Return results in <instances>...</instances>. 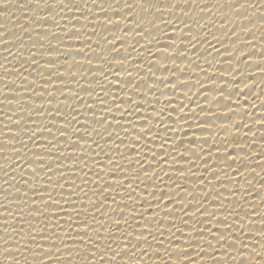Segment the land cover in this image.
I'll return each instance as SVG.
<instances>
[{
  "label": "snow or ice",
  "instance_id": "snow-or-ice-1",
  "mask_svg": "<svg viewBox=\"0 0 264 264\" xmlns=\"http://www.w3.org/2000/svg\"><path fill=\"white\" fill-rule=\"evenodd\" d=\"M121 0H113L112 4L120 5ZM95 4V0H93ZM189 5V4H188ZM35 6L40 7V0H35ZM44 7L55 9L60 7V12L53 15L48 12L44 15L35 17V20H45L52 21V24L56 28H59L61 32L68 36L66 31V26H61L60 20H67L70 22L75 20L76 24L80 23L79 17L73 13L70 17L67 15L61 16L60 13L65 11L67 13L72 12L73 7L76 11L81 13L85 12L93 15L95 19L97 17L92 13V8L88 6V0H84V7L82 8L80 4L75 3V0H55L53 3H48L45 0ZM101 12H103L106 18L104 20L105 25H111L113 28H119V20H113L107 15V11L101 5H96ZM112 5L110 4L109 7ZM181 9L179 3H172L170 5H165L164 9H161L154 3H147L145 0H132L131 3L128 0H124L123 8L127 9L124 19L128 18V13L132 12L134 8H139L144 12L173 13V9ZM8 0H2L0 2V8H7ZM238 7H243L242 5L233 8L235 12H239ZM201 12L204 8L200 9ZM113 13H121L120 11H115ZM51 14V17L49 16ZM182 16L188 15V10L185 8L181 9ZM60 16V19H57ZM89 15H83L85 19H88ZM119 17L120 15H113ZM173 18V17H172ZM172 18L168 21H164L163 18L157 19L167 26L171 23ZM32 23H35L32 20ZM91 23V21H89ZM150 24L157 30L158 26L154 21H149ZM199 23V22H198ZM49 24V25H52ZM42 25V24H39ZM119 26V27H115ZM75 29V25H72ZM87 27V26H83ZM184 27L189 29L188 33L192 32V27L184 20ZM205 25L201 26L200 29L204 28ZM219 28H224L221 24ZM24 29V26H21ZM133 31L132 28H125ZM125 35L129 31H125ZM208 29V28H207ZM179 30V29H178ZM50 34L48 30L37 31L36 36L43 39H47L46 34ZM87 33L85 40L81 43V46L76 50L75 55L80 56L86 60L88 67L87 73L80 72L79 75L88 81V87H80L79 80L77 79V72L73 71L71 68L61 71L64 65L58 63L56 59H46L43 64L37 59V53L32 51L28 54L27 59L21 56L27 63H20L18 60L16 63L18 67L8 68L6 64L9 63L8 57L5 56L6 63L0 64V68L6 73L0 79H3L4 88L7 92L3 94L6 97H13L12 99L5 98L0 100V105L12 106L16 109L13 104L14 101L20 103L22 106L15 111H11V108L7 112L4 108H0V113L3 114V118L0 119V125H3L4 131L0 132V143L4 145L11 146L9 149L0 148V155L4 156L7 167H0L3 170V176L8 177L3 181L2 187L4 193H9L13 197H18L14 199H9L7 194H0L2 196L4 203L0 204V208L4 209L0 211V217H10L11 219H4L0 223L8 225L0 229L5 234L11 233L5 239L0 236V241L4 245L14 244V247H3L2 253L4 257L3 264H74V261H80L81 256H83V261L81 264H93L97 262L98 264H148L143 257L145 255H165V260H158L160 264H200L207 258L211 261V264H228L231 261L232 264H252L253 256L262 257L257 259L258 264H264V256H261L256 252V248L253 245H258L264 251V213L259 214V221L261 222L259 228L257 229L258 235L250 234L246 232L245 228H251L256 225V221L251 219L252 214L245 212L244 216H240L238 212L228 211L223 209L227 214L223 215V218L218 216L216 211H209V207L205 204L208 201L209 204L215 206L216 201L222 200L224 198V192L228 189L224 187L225 181L220 180V187L224 189V192L219 191L215 188L214 181H217L220 177V171H216V164H210L212 159V153H205L203 145L208 144V139L198 140L196 138V133H192V138L187 139V146L185 145V140L181 139L178 144H176L175 137L179 136L180 132L184 133V137L187 138L189 133L183 128L176 131V127L181 122H187L189 116L184 113L183 110L185 105L183 103L176 107V101L173 99H168L165 107H162L157 113V109L153 106L152 101L148 99V95L153 93L163 87H168L169 91L175 92L176 89H187L183 93L184 99H187L190 104L196 103L192 100V88L198 89V95H204L207 92H218L220 95L213 98L209 106L205 108L204 106L197 104L199 111L201 113H212V105H216L219 109H233L239 106V98L244 96L242 90L234 89L227 96L224 93L227 89L223 86L217 87L215 85V76H207V81H212L210 87L206 86L205 80L198 79L195 83L189 84L186 81L178 80L175 78L176 73L182 70L178 67H168L167 62L172 61L175 65V61L179 53L185 51L183 41L179 46V51L177 55L169 56L163 49H172L173 45L165 44L161 46V50L155 55L157 59L155 61L149 60L145 57L147 62V71L143 72V64L137 61L135 66V76L131 70L124 68L125 63L128 62L129 57L132 52H136L137 56L140 52L137 51L134 42L129 48L121 49L112 43L117 37L113 34L111 39L108 36L102 38V40L96 41V48H101L100 53L95 52V48L92 46L91 37L96 35V31ZM210 33V32H209ZM135 36L147 38L151 35L149 31H146L140 26L139 22L135 25ZM234 34V33H233ZM52 38L57 40L56 45H52L50 42L47 47L49 54L60 53L65 56V62H67V53L62 51L61 45L64 42V37L56 33H51ZM80 33L77 30L71 32V36H79ZM224 35H227L225 33ZM56 37H60L57 39ZM187 38V37H185ZM213 39L222 41L216 36ZM19 39V38H17ZM29 40H37L28 36ZM193 39H196L195 37ZM136 41V40H135ZM201 41H207L206 38H200ZM16 41H3V43H15ZM159 43V41H156ZM121 45L125 44L124 39L119 40ZM152 41H148V45H151ZM140 44V43H139ZM235 44V43H233ZM43 47V43L40 44ZM224 44L221 45L223 47ZM36 44L32 45L35 49ZM70 47V46H69ZM19 49L25 48V43L21 42L18 45ZM147 50L150 52V48L146 46ZM228 49L227 47H224ZM217 53L218 49L213 48ZM5 52H9L8 49H4ZM226 50L224 52H228ZM126 53V54H122ZM239 52L243 53V50ZM105 53H114L115 55L109 59V55ZM11 54V53H9ZM151 54V52H150ZM221 55V53H219ZM95 57H98L95 58ZM188 59L187 56L183 57ZM235 58V57H234ZM102 61L103 63L99 66L92 67L93 60ZM228 59H233V56H229ZM247 57L242 63L246 62ZM113 61H118L119 67H114ZM191 64L192 61L189 60ZM107 65L105 69L104 65ZM257 67L264 79V66L257 63ZM84 66L80 64L79 61H73L72 67L77 69ZM212 64L209 62V67ZM132 66L130 65L129 68ZM170 69H175L170 70ZM229 72L234 70L229 66ZM32 70L37 72V75L43 81L39 85V93L37 92L38 85L35 82H29L28 77L32 75ZM44 70H46L47 75H44ZM203 71V69H201ZM124 71L126 73L127 79L122 80L119 72ZM8 73H14L19 84L16 80L9 81ZM27 73V74H26ZM99 73L103 76V82H101ZM156 73L171 74L163 75L160 78L156 77ZM70 78V82H74L80 88V91L87 93L90 99L86 102L83 97L79 95L75 89L68 86L69 81L65 79V75ZM147 75V81H145L144 76ZM109 76L112 80H109ZM254 77V76H252ZM219 78L224 79L223 75ZM113 81L117 83L113 84ZM62 84L63 87L58 86ZM151 82V83H149ZM237 83H239L237 81ZM11 84L15 87L8 88L7 85ZM92 85H98L100 91L97 92L96 88ZM51 88V90H49ZM116 88L118 91H123L128 93L127 99H122L121 97L111 93V89ZM131 88L132 92L129 93L128 89ZM16 89H19L17 91ZM59 89V91H58ZM65 89L68 90L70 95L65 94ZM144 89V91H141ZM60 93L63 100L56 96V93ZM261 94H264V88L261 89ZM133 95L139 97V100H134ZM167 93L160 91V96H166ZM47 96V100H45ZM95 97L91 99V97ZM232 96L237 98L236 101L231 99ZM35 98V100L33 99ZM43 98V99H41ZM204 99L208 101V96L204 95ZM36 100L41 101V103H36ZM32 101V103H28ZM55 101L57 107L55 108V115H52V109H45L43 103L52 104ZM69 101L78 102L79 105L83 106L85 113H80L76 103L70 104ZM119 101V102H117ZM156 104H160L161 101L159 97L155 100ZM247 104V100L244 101ZM95 105H99V113H97ZM146 105L151 109V112L147 114H142L141 109H146ZM264 107V105H261ZM62 108L68 109V115H62ZM170 109V111L168 110ZM207 109V110H205ZM114 110V111H113ZM11 111V115L8 113ZM87 112L93 113L92 124L100 125L102 130H97L92 128L89 130L88 124H82L81 120L77 117H83ZM27 113V120H24V114ZM104 113L111 114V121L108 119L107 115ZM117 113L119 116H117ZM152 113H157L153 116ZM172 113H178L176 119H173ZM183 113V114H181ZM51 116V119L47 124L44 123L43 119H33V115L37 117ZM215 116V120L209 119L208 115H205L203 119H199L198 114L193 110L192 115L196 116L198 123L195 128L200 129L203 133L209 126L212 128H219L227 132L229 125L221 124L216 125L215 121H228L232 122V117L236 114L235 111L224 112L223 115L212 113ZM246 114V113H245ZM16 118L13 119L12 117ZM59 117V123H57V118ZM126 117H128L126 119ZM165 119L169 123H165ZM155 120L156 123L153 125L152 121ZM22 121H24L22 123ZM114 122V123H113ZM259 122L260 127L264 128V117H256L253 123ZM14 125L15 127H9V125ZM31 125V127L29 126ZM43 125V126H42ZM56 128V133H53L52 128ZM188 128H193L192 124L187 125ZM237 130L247 127L244 124H235ZM80 129H84V134H81ZM129 129H131L134 135L131 136L130 144L127 145L131 155L135 156L137 154V148L141 141H145V147L148 152H151V161L156 162V166L159 169L157 171L153 168L152 163H148L145 166V159L147 158V152L142 156L137 158L134 163L138 164L139 167L133 169L132 164L128 165L130 171L127 176H119V173L123 172L124 166L117 160L114 161L112 156H109V152H113L118 155L121 159L129 160L130 156L120 151V145L125 144V140L120 137V131L128 136ZM160 129H162L163 134ZM71 130V131H69ZM251 131V128H249ZM47 132L48 140L46 144L38 143V140L44 133ZM66 133H68L67 141L70 143L73 152L65 154L64 149L58 147L59 145L65 143ZM92 133L95 136H99L100 140H104L105 144L112 142L114 147L105 148L99 144L92 137ZM154 138H152V134ZM105 134H107L105 136ZM211 136V132L209 133ZM27 136V140L31 141V145L24 139ZM12 137V138H8ZM83 137V138H82ZM91 139L92 143L96 145V148L100 149V152H95L91 146L88 144V140ZM238 139V138H235ZM264 140V136L261 137ZM159 140L160 151L155 150L156 141ZM55 141V143L53 142ZM79 141H84L83 147L80 148L82 152H90L92 154L91 163H99L95 157L100 154H104L108 157V163L111 164L109 168V176L115 183H110L103 179L104 172L103 168L108 165H103L99 172H94L92 168L88 167V157L87 155H75L73 154L75 150L80 147ZM118 141V143H117ZM173 143V148L168 149V144ZM20 146L17 147L16 145ZM152 145V147H149ZM195 146V147H193ZM213 148L221 147L227 148V142L223 139L217 144L215 141L212 145ZM44 148L45 151H40L39 149ZM56 149V152H53ZM183 149V151H180ZM240 152H244V148H239ZM31 152V157L28 153ZM191 152V155L196 158L197 161L203 158L202 154L207 155V159H203L204 172L210 173V179L201 188V192L204 193L203 197L193 194L192 189L187 187V183H181L178 177L168 176V179L172 181L175 186L172 188V193L169 199L165 202L164 197L169 196L168 192L160 191L159 184L156 181L164 182L163 177L167 175V171L161 167V165L168 164L169 159L173 162L187 161L191 167L187 169V172L191 175H195L192 172V168H196L199 171V167L195 162L191 160L190 157L186 156L185 153ZM237 152V148L233 147L231 151H227L226 154H218L216 159L218 161L224 162L229 169H231L233 164L237 163L238 156L234 155ZM55 154V155H53ZM250 156L251 154H246ZM15 157V159H13ZM59 161L56 164L51 162L52 158ZM19 161V163L17 162ZM63 161H70L69 165L63 164ZM230 161V162H229ZM12 165H15L14 167ZM248 167L247 164L243 165ZM256 167L264 172V164H257ZM87 169V171H85ZM135 175H132V172ZM186 171L183 167L176 168V172L184 173ZM74 173L72 176L66 175V173ZM84 172L83 184H88L89 182L95 185V189L92 191V196L103 197L101 200H95L90 198L89 192L84 189L80 184L76 183L75 173ZM12 173L17 174L20 179H17V175H11ZM95 175V180H90L89 176ZM227 176V173H225ZM235 175H240V170H237ZM53 176H57V182L53 185ZM250 176L254 178H259L261 185L264 186V176L258 177L255 168L250 171ZM131 177V178H129ZM143 177V178H142ZM188 177H185V181ZM200 181H205L206 177L201 174L197 177ZM15 181L14 185H9V181ZM135 181V183H134ZM248 179H245V183H249ZM195 183V181H193ZM228 184H231V179L227 180ZM101 184L103 186H101ZM143 184L145 189L149 186H153L156 190L151 193H147L152 197V200H148L146 197L141 199V196L137 193L139 185ZM20 185V186H16ZM7 186V187H6ZM209 186H212V191H209ZM53 188H59L61 191L59 193L54 192ZM116 189H122L123 192L120 193V201H131V204L127 202H118L116 196L112 192ZM157 191H160V195L157 196ZM215 192V197L209 200L212 196V192ZM238 191V190H237ZM246 192H251L249 189H245ZM31 193V195H30ZM83 193L84 199L87 203H82L79 207L77 206L76 199H79V194ZM257 195H260L257 192ZM60 196L61 199H58ZM178 197V199H176ZM111 200L112 204L116 207L111 209V212L115 214V219L109 213L108 201ZM39 201V202H38ZM139 204V211L137 205ZM41 205L43 207H41ZM171 206V207H170ZM16 209V211L9 209ZM27 208V214H25L24 209ZM153 208L156 209L155 213ZM71 209V211H69ZM125 209H128L131 215L125 213ZM163 212V216L160 213ZM75 213V215H73ZM191 213V215L189 214ZM62 214V216H61ZM179 214V215H178ZM197 214H199L197 216ZM107 216V219L105 217ZM231 218V219H230ZM246 218L247 221H246ZM179 220V224H177ZM194 220V222L189 225L188 221ZM35 221V223H33ZM109 221L114 228L109 226ZM121 221L123 222V227L121 226ZM12 225H16L13 227ZM27 225V227H25ZM199 225V226H197ZM221 225L223 227H221ZM14 237H19V241L14 240ZM258 238V239H257ZM135 241V242H133ZM113 244H117L118 248H114ZM146 246V247H144ZM23 250V251H22ZM163 250V251H161ZM17 253L23 255L24 252L30 253L33 259H16L11 253ZM60 255H56V254ZM121 253H129L128 256L118 259ZM213 253H216L215 255ZM247 253V255H246ZM7 254V255H6ZM140 254V258L132 259V257ZM207 254V255H203ZM74 257V258H73ZM226 258V259H225ZM149 261L153 259H148Z\"/></svg>",
  "mask_w": 264,
  "mask_h": 264
},
{
  "label": "bare ground",
  "instance_id": "bare-ground-1",
  "mask_svg": "<svg viewBox=\"0 0 264 264\" xmlns=\"http://www.w3.org/2000/svg\"><path fill=\"white\" fill-rule=\"evenodd\" d=\"M2 2V0H0ZM55 0H48V3H53ZM113 0H95V4H93V0H88V6L92 8V13L97 17H93V15L85 13V12H77L75 7H73L72 12L67 13L65 11L61 12L60 15L64 16H71L73 13L77 17H79L80 23L76 24L75 20L68 21L67 18L64 20H60L61 26H66V31L68 33V36H65L64 32H61L59 28H56L54 24H52V21H45V20H35V17L44 15L48 12H51L53 15H56V13L60 12V7H57L55 9L44 7L45 0H40V7L35 6V0H8V7L7 8H0V64L6 63L5 56L8 57L9 63L6 64V67L8 68H15L18 67V64L16 61L18 60L20 63H25V67H27V63L21 59V56H23L25 59H27L28 54L32 51H35L37 53V59L40 60V63L43 64L46 59L52 58L56 59L59 64L64 65L63 68H61V71H65L67 68H71L73 71L77 72V79L79 80L80 87H88V81L83 79L79 73L84 72L87 73L88 71V65L86 63V60L80 56H76L75 52L76 50L81 46V43L85 40L86 34L93 31V28L96 31V35L91 37L92 46L95 48L96 53L101 52V48H96V41L102 40L103 37L108 36L110 39L111 36L115 34L117 39L115 41H112V43L116 44L117 47L121 49L129 48L130 46L134 44V42L138 45H135L137 48V51L140 52V55L137 56L136 52H132L131 56L129 57V60L127 63H125L124 68L129 69L132 71L133 76H135V66L137 65V61L141 62L143 64L142 71H147V62L145 61V57H147L149 60L155 61L157 59L156 53L161 50V46L165 44H171L173 45L172 49H163L169 56L177 55L179 51V46L181 44V41H183V45L185 48V51L183 53H179L177 56V59L175 61V65H173L172 61L169 60L167 62L161 61V63H167L168 67H178L182 70L181 72L176 73L175 78L178 80H183L188 82L189 84L195 83L198 79L205 80L206 86L210 87L212 85V81H207V76H215V85L217 87H225L227 91L224 93L225 96L228 95L231 91L234 89L242 90L244 92V96L239 98V106L234 107L233 109H219L216 105H212V113L221 114L223 115L224 112H228L229 115H231L232 111H235V115L232 117V122L228 121H215L216 125L219 126L221 124H228V130L227 132L220 130L217 128H212L209 126H205L206 130L201 133L200 129L195 128V125L198 123V119L196 116L192 115V111L194 110L198 116L199 119H203L205 115L209 116V119L215 120V116L212 113H201L199 111V108L197 107V104H200L207 108L209 106L210 101L219 96L220 94L218 92H207L204 95L208 96V101L204 99V95H198V89L192 88V100L196 101V103L190 104L187 99H184L183 93L187 91V89H176L175 92L169 91L170 85L168 87L161 86L160 89L154 91L153 93H150L148 95V99L152 101L153 106L157 109V113L162 107H165L166 102L168 99H173L176 101L175 106L179 107L180 103H183L185 105V108L183 110L184 113H187L189 116V119L187 122H181L177 127L176 131H179L180 128H183L185 131L189 133V136L187 138L184 137V133L180 132L179 136L175 137L176 144L179 143L181 139L185 140V145L187 146V139L192 138V133H196V138L198 140L208 139L209 143L203 145V148L205 150V153L211 152L212 153V159L210 160V164H216L217 168L216 171H220V177L217 181H214L215 188L218 189L221 192H224V189L220 187V180L225 181L224 187L228 189L227 192H224V198L222 200V204L220 200L216 201L215 206L208 203V201H205V204L208 205L209 211H216L218 216L220 218H223V215H226L227 213L223 211V209H227L228 211H235L238 212L240 216H244L245 212H248L252 214L255 210V213L251 215V219L256 221V225L248 228H245L246 232H250V234L258 235L257 229L259 228L261 222L259 221V214L264 213V186L261 185V181L259 178H254L250 176V171L252 168H255L256 174L258 177L264 176V172H261V169L259 167H256L257 164H264V140L261 139L262 136H264V128L260 127L259 122L253 123V121L256 119V117H264V107L261 105H264V94H261V89L264 88V79L261 78L262 74L258 68H256L258 65L257 63L264 66V0H145L147 3H154L157 4L158 7L161 9H164L165 5H170L172 3H179L181 5V9L185 8V11L188 10L187 16H182L181 9H179L180 6H178V9H173V13L169 14L166 10H164V13H156L153 9V12H144L143 10L139 8H134V10L130 13H128V18L124 19V15L127 12V9L123 8V2L124 0H121L120 5L112 4ZM129 3L132 2V0H128ZM75 3L80 4V6L84 7V0H75ZM112 5L109 7V5ZM189 4V5H188ZM96 5H101L104 7V9L108 12L107 15L111 17L113 20H119L120 27L119 28H113L111 25H105L104 20L106 19L104 17V13L100 11V9ZM242 5L243 7H238L239 12H235L233 8L236 6ZM204 8V11L201 12L200 9ZM115 11H120L121 13H113ZM89 15L88 19H85L83 15ZM113 15H120L119 17H115ZM51 17V14H49ZM173 17V18H172ZM163 18L164 21H168L169 18H172L171 23H169L167 26H165V23H162L160 20L157 19ZM57 19H60V16H57ZM32 20L35 21V23H32ZM184 20L188 22V24L192 27V32L188 33L189 29H186L184 27ZM91 21V23H89ZM149 21H154L155 24L158 26L159 30L154 28L152 24L149 23ZM139 22L140 26L143 27L146 31H149L151 33L150 36L147 38L141 39V37L135 36V25ZM199 22V23H198ZM42 24V25H39ZM52 24V25H49ZM223 24L224 28H219L220 25ZM24 26V31L21 29V26ZM72 25H75V29H73ZM205 25L204 28L200 29L201 26ZM87 26V27H83ZM125 28H132L133 31L130 29ZM208 28V29H207ZM125 31H129L126 35L124 33ZM179 29V30H178ZM48 30L50 34H46L47 39L41 40V38L36 36L37 31H43ZM73 30L79 31V36H71V32ZM210 32V33H209ZM51 33H56L60 35L61 37H64V42L61 45L62 51L64 53H67V62H65V56L61 55L60 53H51L49 54L47 51V47L49 42L52 45H56L58 42L57 40H54L52 38ZM227 33V35H224ZM234 33V34H233ZM32 35L34 39L37 40H29L28 36ZM216 36L222 41H217L213 39L212 37ZM187 37V38H185ZM196 39H193V38ZM19 38V39H17ZM59 39L60 37H56ZM200 38H206L207 41H201ZM124 39L126 41L125 44L121 45L119 43V40ZM16 41L15 43H3V41ZM136 40V41H135ZM151 40V45H148V41ZM159 41L157 43L156 41ZM24 42L25 48L19 49L18 45ZM43 43V47L40 46V44ZM140 43V44H139ZM235 43V44H233ZM36 44L37 47L35 49L32 48V45ZM224 44L223 47L221 45ZM70 46V47H69ZM146 46L150 48V52L147 50ZM224 47H227L228 49H225ZM213 48L218 49L219 53H217ZM4 49H8L9 52H5ZM226 50H229L228 52H224ZM240 50H243V53L239 52ZM11 53V54H9ZM106 55H109V59L112 58L114 53H105ZM122 54H126L123 53ZM233 56V59H228L229 56ZM187 56L188 59H184L183 57ZM245 56L247 57L246 62L242 63L243 60H245ZM235 57V58H234ZM98 59V57H95ZM79 61L80 64L84 65L81 66V68L77 69L75 67H72L73 61ZM189 60L192 61V63H189ZM209 62H211L212 66L209 67ZM102 61L93 60L92 67L99 66L102 64ZM114 67H119L118 61H113ZM132 66L129 68V66ZM231 66V68L234 70L233 72H229L228 68ZM105 69H107V65H104ZM203 69V71L201 70ZM175 70V69H170ZM44 75H47L46 70H44ZM6 73L3 71L2 68H0V77H3ZM27 74V73H26ZM9 77L7 79L9 81L16 80L17 84H19V80L16 79L14 76V73H8ZM99 76L101 82H103V76L99 73L96 74ZM119 75L122 80H126L127 76L124 71H120ZM163 75H171L169 74H163V73H156V77L160 78ZM221 75H223L224 79L221 80L219 78ZM254 76V77H252ZM35 79L37 87V92L39 93V85L43 83V81L40 79V77L37 75V72L35 70H32V75L28 77L29 82H33ZM65 79L69 81L68 86L70 88L75 89L77 92H79V95L84 98V100L87 102L90 97L87 93L80 91V88L77 86L76 83L70 82V78L67 77V74L65 75ZM145 81H147V75L144 76ZM109 80H112V77L109 76ZM237 81L239 83H237ZM117 83L116 81H113V84ZM151 83V82H149ZM58 86L63 87L62 84H59L57 82ZM96 88V91L99 92L100 88L98 85H92ZM8 88L15 87L14 85L8 84ZM19 91V89H16ZM51 90V88H49ZM164 91L167 93L166 96H160V91ZM8 90L4 88V82L3 79H0V100H3L5 98L12 99L13 97H6L3 93L7 92ZM59 91V89H58ZM112 94L117 95L121 97L122 99L128 98V93H125L123 91H118L116 88H113L110 90ZM141 91H144V89H141ZM128 92L131 93L132 89L129 88ZM65 94L70 95L68 93V90L65 89ZM56 96L59 97V99L63 100V97L60 96V93H56ZM159 97L161 103L156 104L155 100ZM95 97H91V99H94ZM132 98L134 100H139V97L136 95H133ZM35 100V98H33ZM43 99V98H41ZM231 99L233 101H236L237 98L235 96H232ZM45 100H47V96H45ZM247 100V104L244 103V101ZM119 102V101H117ZM28 103H32V101H28ZM36 103H41V101L36 100ZM70 104L76 103L78 107V111L80 113H85V109L83 106L79 105L78 102L69 101ZM15 105L18 113L19 109L22 106L20 103H17L16 101L13 102ZM43 106L45 109H52V115H55V108L57 107V104L55 101L52 104L43 103ZM26 107V106H25ZM96 108L97 113H99V105L94 106ZM0 108H4V111L7 112L9 108H11V111H15L16 109L12 106L8 105H0ZM147 112L145 109H141L142 114H147L148 112H151V109L148 108L146 105ZM170 111V109H168ZM207 110V109H205ZM11 111L8 113L11 115ZM114 111V110H113ZM157 113H152L153 116H156ZM246 113V114H245ZM183 114V113H181ZM62 115H68V109L62 108ZM103 115H107L108 119L111 121V114L104 113ZM117 116L119 114L117 113ZM178 116V113H172L173 119H176ZM3 118V114L0 113V119ZM13 119L16 117L13 116ZM81 120L82 124H88L89 130L92 128H96L97 130H102L100 125L92 124L93 120V113L87 112L83 117H77ZM128 117H126L127 119ZM33 119H43L44 123L47 124L48 121L51 119V116H44V117H37L33 115ZM24 120H27V113L24 114ZM24 121H22L23 123ZM57 123H59V117L57 118ZM114 123V122H113ZM156 123L155 120L152 121V124L154 125ZM165 123H169L165 119ZM192 124L193 128H188L187 125ZM235 124H244L247 125V127H243L239 130L236 129ZM31 127V125H29ZM43 126V125H42ZM3 125H0V132L4 131L2 128ZM9 127H15L14 125H9ZM249 128H251V131H249ZM53 133H56V128H52ZM71 131V130H69ZM161 133L162 129H160ZM81 134H84V129H80ZM211 132V136L209 133ZM58 136L59 133H56ZM107 134H105L106 136ZM120 137L125 140L124 145H120V151L125 153L126 155L130 156L131 159L125 160L121 159L118 155H116L113 152H109L108 155L112 156L114 161H119L123 166V172L119 173V176H127L130 169L128 165L131 163L132 168H138L139 165L135 164L134 161L142 156L144 153L147 152V158L145 159V166H147L148 163H152V166L154 169L159 171V169L156 166L155 161H151V152H148V149L144 146L145 141H141L140 145L137 148V154L135 156L131 155L129 152L127 145L130 144L131 136L134 135L132 133L131 129H129L128 136H125V133L123 131H120L119 133ZM154 133L152 134V138H154ZM68 133H66L65 138H62L65 140V143L59 145L58 147L64 149L65 154H68L70 152H73L70 143L67 141ZM93 139H95L99 144H101L105 150L108 148L114 147L112 142H108L105 144L104 140H100L99 136H95V133H92ZM12 138V137H8ZM48 134L47 132L44 133L43 136H41L38 140V143L46 144L48 140ZM83 138V137H82ZM238 138V139H235ZM0 139H3V137H0ZM24 139L31 145V141L27 140V136H24ZM223 139L227 142V148H221V147H215L213 148V142L215 141L217 144L219 141ZM55 143V141H53ZM80 147H78L73 154L75 155H87L88 157V167L92 168L94 172H99L101 167L103 165H108L107 167L103 168L104 176L103 179L105 181H108L110 183H115V180H112L109 176V168L111 167V164L108 163V157L104 154H100L99 156L95 157L96 160L99 161V163L92 164V154L90 152H82L80 150L81 147L84 145V141L78 142ZM118 143V141H117ZM159 143L160 141H156L155 150L160 151L159 149ZM88 144L91 146V148L95 152H100V149L96 148V145L92 143V140H88ZM17 147L20 145L17 144ZM11 146L4 145L0 143V148L9 149ZM149 147H152V145H149ZM168 149L173 148V143L168 144ZM195 147V146H193ZM233 147L237 148V152L234 154L238 156L237 163L233 164L231 169L227 167V165L222 162L218 161L216 159V156L218 154H226L227 151H231ZM243 147L244 152H240L239 148ZM40 151H45L44 148L39 149ZM180 151H183V149H180ZM53 152H56V149H53ZM250 153V156H247L246 154ZM29 157H31V152L28 153ZM55 155V154H53ZM186 156L190 157L193 162L197 164L199 167V171L196 170V168H192V172L195 173V175H191L187 172V169L191 167V165L187 161H178L173 162L171 159H169L168 164L161 165L162 168H164L167 171V175L163 177L164 182L161 183L160 181H156V183L159 184L160 191L168 192L169 196L164 197V201L166 202L172 193V188L175 186L172 184V181L168 179V176L178 177L180 182L187 183V187L192 189L193 194L203 197L204 193L201 192V188L204 187V184L207 183V180L210 179V173L204 172V165H203V159H207V155L202 154L203 158L199 161L196 160L194 156L191 155V152L185 153ZM15 159V157H13ZM19 163V161H17ZM51 162L53 164L58 163L54 157L52 158ZM230 162V161H229ZM70 161H63V164L69 165ZM247 164L248 167H244L243 165ZM13 167L15 165H12ZM0 167H7L6 161L4 160V156L0 155ZM183 167L186 169L184 173H178L176 172V168ZM237 170H240V175H235ZM87 171V169H85ZM227 173V176L225 175ZM74 173L68 172L66 175L72 176ZM201 174H203L206 177L205 181H200L197 179ZM11 175H17L12 173ZM76 175V183L80 184L86 191L89 192V196L92 199L95 200H101L103 197L99 196H92V191L95 189V185L91 182L88 184H83L84 179V172H78L75 173ZM132 175H135V172H132ZM185 177H188V179L185 181ZM131 178V177H129ZM143 178V177H142ZM231 179V184L227 183L228 179ZM5 179H8V177L3 176V170L0 169V186H2L3 181ZM17 179H20V177L17 175ZM58 177L53 176V185L57 182ZM90 180H95V175L89 176ZM245 179H248L250 182L245 183ZM195 181V183H193ZM135 183V181H134ZM15 181L10 180L9 185H14ZM20 186V185H16ZM101 186H103L101 184ZM7 187V186H6ZM245 189H249V192H246ZM54 192L59 193L61 190L59 188H53ZM156 189L153 186H149L145 189V186L143 184L139 185V188L137 189V193L141 196V199L147 198L148 200H152V197L150 195H147V193H151L152 191H155ZM209 191H212V186H209ZM238 190V191H237ZM160 191H157V196L160 195ZM122 189H116L112 192L113 195L116 196V199L118 202H127L131 204V201H128L125 199V201H120V193H122ZM257 192L260 193V195H257ZM0 194H7L9 196V199H14L18 197H13L10 192L4 193V189L0 187ZM31 195V193H30ZM215 197V192H212V196L209 197V200H212ZM58 199H61L60 196H57ZM178 199V197L176 198ZM39 202V201H38ZM3 198L0 196V204H3ZM77 206L79 207L82 203H87V201L83 197V193L79 194V199H76ZM109 207V213L108 215H111L113 219H115V214L111 212L112 208H115L116 205L111 203V200L108 202ZM41 207H43L41 205ZM138 211H139V204L137 205ZM171 207V206H170ZM4 209L0 208V211H3ZM16 211V209L10 208L9 211ZM28 209L25 208L24 212L27 214ZM71 211V209H69ZM127 215H131L128 209L124 210ZM156 209L153 208V212L155 213ZM191 215V213H189ZM75 215V213H73ZM179 215V214H178ZM199 214H197L198 216ZM62 216V214H61ZM160 216H163V212L160 213ZM4 219H11L10 217H0V221H3ZM107 219V216L105 217ZM231 219V218H230ZM248 218H246L247 221ZM194 222V220L188 221L189 225H191ZM35 223V221H33ZM177 224H179V220H177ZM15 227L16 225H12ZM109 226L114 228V225L111 224L109 221ZM121 226L123 227V222L121 221ZM199 226V225H197ZM4 227H8V225H4L0 223V229H3ZM27 227V225H25ZM221 227H223L221 225ZM12 235L11 233L5 234L3 231H0V236H3L5 239L8 238V236ZM258 239V238H257ZM14 240L19 241V237H14ZM135 242V241H133ZM16 245L9 244L4 245L2 241H0V250L3 249V247H14ZM114 248H118L117 244H113ZM146 247V246H144ZM253 247L256 248V252L259 253L261 256H264V251L260 248L259 244L253 245ZM23 251V250H22ZM163 251V250H161ZM214 255L216 253H213ZM7 255V254H6ZM11 255L15 256L16 259H33V257L28 252H24L23 255L17 254L15 252L11 253ZM56 255H60L59 253ZM129 253H121L118 259H122L126 256H128ZM207 255V254H203ZM247 255V253H246ZM253 256L252 258V264H258L257 259H261L262 257L256 256L254 253L251 254ZM74 258V257H73ZM140 258V254H137V256L132 257V259H138ZM145 261H148V264H160V261L158 260H165L166 256L161 255H145L143 257ZM148 259H153L149 261ZM158 259V260H157ZM226 259V258H225ZM83 261V256H81L80 261H74V264H81ZM93 264H98L97 262H93ZM200 264H211V261H209L207 258H205L204 261L200 262ZM228 264H232L231 261H228Z\"/></svg>",
  "mask_w": 264,
  "mask_h": 264
},
{
  "label": "clouds",
  "instance_id": "clouds-1",
  "mask_svg": "<svg viewBox=\"0 0 264 264\" xmlns=\"http://www.w3.org/2000/svg\"><path fill=\"white\" fill-rule=\"evenodd\" d=\"M4 257L2 251H0V264H3Z\"/></svg>",
  "mask_w": 264,
  "mask_h": 264
}]
</instances>
